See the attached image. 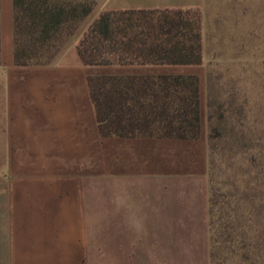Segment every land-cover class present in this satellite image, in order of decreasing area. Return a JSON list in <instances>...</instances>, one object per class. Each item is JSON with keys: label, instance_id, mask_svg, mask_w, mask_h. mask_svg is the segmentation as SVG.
Instances as JSON below:
<instances>
[{"label": "crops", "instance_id": "obj_1", "mask_svg": "<svg viewBox=\"0 0 264 264\" xmlns=\"http://www.w3.org/2000/svg\"><path fill=\"white\" fill-rule=\"evenodd\" d=\"M204 3L95 0L85 23L50 61L17 65L12 0H0V128L17 139L29 130L33 194L25 215L9 201L0 204V264H98V257H105L104 264H210L209 141L203 129L209 85L203 51L199 63L88 65L75 47L103 10ZM159 73L197 75L199 136L101 135L88 75ZM99 188L105 189V201L96 200Z\"/></svg>", "mask_w": 264, "mask_h": 264}, {"label": "trees", "instance_id": "obj_2", "mask_svg": "<svg viewBox=\"0 0 264 264\" xmlns=\"http://www.w3.org/2000/svg\"><path fill=\"white\" fill-rule=\"evenodd\" d=\"M94 3L95 0H12L13 63L50 61ZM191 10H103L75 41L77 53L88 65L199 63L201 25ZM87 80L101 135L199 136L196 74H90ZM219 196L209 172L210 264H220V252L224 250L231 264H264V203L257 209L221 199L225 206L219 208L215 220Z\"/></svg>", "mask_w": 264, "mask_h": 264}, {"label": "rangeland", "instance_id": "obj_3", "mask_svg": "<svg viewBox=\"0 0 264 264\" xmlns=\"http://www.w3.org/2000/svg\"><path fill=\"white\" fill-rule=\"evenodd\" d=\"M194 12L200 19L208 70L203 129L208 134L210 177L220 195L214 207L217 220L219 208L225 206L221 199L257 209L264 203V0H205ZM3 72L0 68V97ZM10 133L0 128V204L9 201L23 215L29 213L33 197L29 130L20 139ZM96 195L105 201V189ZM226 254L220 252V264H231ZM104 262L105 257H98V264Z\"/></svg>", "mask_w": 264, "mask_h": 264}]
</instances>
